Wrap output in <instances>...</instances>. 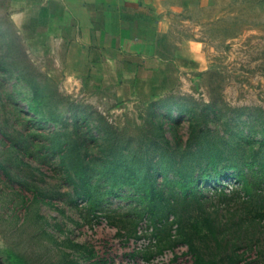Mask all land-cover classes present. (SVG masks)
<instances>
[{"label": "rangeland", "instance_id": "rangeland-1", "mask_svg": "<svg viewBox=\"0 0 264 264\" xmlns=\"http://www.w3.org/2000/svg\"><path fill=\"white\" fill-rule=\"evenodd\" d=\"M12 1L0 0V254L23 264H194L187 234L209 264H264L261 211L234 177L217 182L208 174L197 188L199 203L179 205L177 214L154 223L136 188L114 187L115 176L98 175L101 140L87 143L96 176L81 196L82 187L68 182L50 148L107 132L127 155L150 132L149 105L162 98L168 101L157 107L159 121L178 116L169 107L175 101L264 110V0H175L168 32L158 41L166 62L156 81L161 85L145 83L129 93L68 82L53 50L15 22ZM12 69L25 79L13 77ZM30 81L45 95H36ZM182 118L177 133L185 147L189 118ZM240 213L256 221L240 226ZM208 214L221 226L217 237L209 233Z\"/></svg>", "mask_w": 264, "mask_h": 264}, {"label": "trees", "instance_id": "trees-1", "mask_svg": "<svg viewBox=\"0 0 264 264\" xmlns=\"http://www.w3.org/2000/svg\"><path fill=\"white\" fill-rule=\"evenodd\" d=\"M19 72L18 69L10 70L16 79H25L22 71ZM33 81L29 83L34 84L35 94H44L45 91ZM166 101L167 98H162L151 102L146 121L148 124H145L150 132L141 137L139 145L127 155L121 154L119 149L117 151L116 147L121 141L116 140V137L112 138L107 132L101 137L86 139L83 144L82 138L78 136L74 138L73 145L64 144L58 149L50 146L54 150L53 156L60 159L61 170L68 182L82 187L77 194H89L90 179L96 176L93 173L96 168L94 159L87 154V143L101 140L100 146H105V149L102 150L101 157L96 158L101 162L100 169L103 173L98 175L115 176L114 187L131 185L136 188L146 201L145 211L154 223L161 222V217L170 218L177 214L179 205L199 203L202 194L197 188L210 173L214 174L217 182L220 177H234L243 184L241 193L249 202L259 207L261 212L257 216L262 218L259 222L264 220V110L253 111L247 108V111L240 112L244 109L219 106L215 101L201 104L194 102V105L175 101L169 107H176L180 111L178 116L174 118L170 115L168 119L159 121L157 107L166 106ZM184 113L189 118V137L185 147H182L177 130L180 129ZM101 122H106V119L101 117ZM165 124L169 127L166 128ZM75 126L79 128V123L76 122ZM118 177L123 180H116ZM199 193L201 196L197 197ZM254 219H250L248 213H240V226L248 221H256ZM215 220L208 214L206 223L213 237H217V227H221ZM178 228L180 232H184L181 222L178 223ZM183 236V240L190 244L194 264H209L199 253L193 239H189L187 234ZM5 260L8 264H23L20 257L13 254L5 255ZM66 264L81 263L67 259Z\"/></svg>", "mask_w": 264, "mask_h": 264}, {"label": "crops", "instance_id": "crops-1", "mask_svg": "<svg viewBox=\"0 0 264 264\" xmlns=\"http://www.w3.org/2000/svg\"><path fill=\"white\" fill-rule=\"evenodd\" d=\"M174 1L13 0L12 8L23 33L53 50L68 82L129 93L161 85L166 62L158 41L168 32Z\"/></svg>", "mask_w": 264, "mask_h": 264}, {"label": "water", "instance_id": "water-1", "mask_svg": "<svg viewBox=\"0 0 264 264\" xmlns=\"http://www.w3.org/2000/svg\"><path fill=\"white\" fill-rule=\"evenodd\" d=\"M0 264H8V263L6 262L4 256H2L1 254H0Z\"/></svg>", "mask_w": 264, "mask_h": 264}]
</instances>
